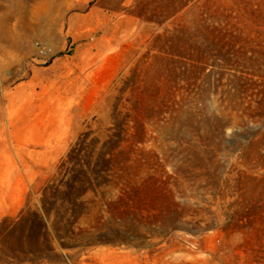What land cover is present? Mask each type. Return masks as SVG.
Listing matches in <instances>:
<instances>
[{
	"label": "rangeland",
	"instance_id": "1",
	"mask_svg": "<svg viewBox=\"0 0 264 264\" xmlns=\"http://www.w3.org/2000/svg\"><path fill=\"white\" fill-rule=\"evenodd\" d=\"M140 1L0 0V264H264V116L222 101L235 76L260 84L243 107L262 97L264 0H194L162 23L168 0ZM88 130L111 175L79 218L60 200L47 216L42 190Z\"/></svg>",
	"mask_w": 264,
	"mask_h": 264
},
{
	"label": "trees",
	"instance_id": "2",
	"mask_svg": "<svg viewBox=\"0 0 264 264\" xmlns=\"http://www.w3.org/2000/svg\"><path fill=\"white\" fill-rule=\"evenodd\" d=\"M193 1L194 0H168L165 5H159L160 11L157 14L156 18L161 20L158 21V23H162L163 21L176 15ZM140 3H142V1L139 0V2H137V6ZM145 19L148 21H154L151 18ZM175 37L184 41L182 33L175 35ZM223 66L224 68L231 69V67H229L231 66L229 61L223 64ZM230 82L233 83V85L231 88L223 91L224 98L222 99V101L229 100L230 102L234 103L235 106L239 105L238 108L233 107L235 108L233 109V111H235L237 114L240 113L238 115L239 117L247 116L248 118L253 120L255 116H264V90H258V92L256 93V95L261 94L262 97L259 99V101H256L258 106L255 110L251 108V103L243 107V101L247 97L246 95H248L247 92L251 90L252 93L250 94V96H252L253 94H255L253 91L254 89H252L254 88L253 86L256 87L260 84H257L256 81L252 80L249 77L243 76H235V78L231 79ZM198 114L201 115L200 113ZM219 121L220 120L216 118H206L200 120V122L203 123V126L200 128L201 134H199L200 142H205V140H208V138L213 137L214 131L218 128ZM122 131L123 129L121 128V125H119L116 128V131L113 133V136L116 139H119L118 142L121 140ZM96 140L97 137L96 135H94L93 131L88 130L82 132L78 136L75 143L71 146V148L67 152L65 159L62 160L59 166L60 178L58 179V183H55L54 180L49 181L43 188L41 204L47 216H50L51 212L53 211L55 212V215L59 214L57 210L58 208L54 207V205L56 200H60V206H62L63 204L68 205L66 209L67 213H69L70 215L69 218L63 215V219H65L69 223L71 218H79V215L83 213V211H80L81 209H83L84 204L82 197L88 191V188H92L93 191V181L94 186H97L98 182H105V180H107V178L111 175V159L113 157L112 151H107L105 155L102 156L101 164H92L89 159L90 145L93 144ZM29 218L36 222H42V224L44 225V230L47 232V224L39 213L29 210ZM74 222L76 221L74 220ZM169 224L170 228L173 231L177 229L176 227H173V221ZM33 238L34 240L39 239V231L34 234ZM45 240L48 241L47 237L45 238ZM50 251H55L52 240L50 241ZM38 260H49V257L48 255H42Z\"/></svg>",
	"mask_w": 264,
	"mask_h": 264
},
{
	"label": "built area",
	"instance_id": "3",
	"mask_svg": "<svg viewBox=\"0 0 264 264\" xmlns=\"http://www.w3.org/2000/svg\"><path fill=\"white\" fill-rule=\"evenodd\" d=\"M39 50H40V52H41L42 54L46 53V50H45V49L40 48Z\"/></svg>",
	"mask_w": 264,
	"mask_h": 264
}]
</instances>
